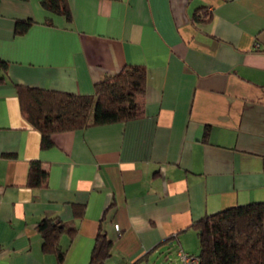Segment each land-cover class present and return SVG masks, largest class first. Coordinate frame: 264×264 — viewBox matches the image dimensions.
Segmentation results:
<instances>
[{
  "label": "crops",
  "instance_id": "obj_1",
  "mask_svg": "<svg viewBox=\"0 0 264 264\" xmlns=\"http://www.w3.org/2000/svg\"><path fill=\"white\" fill-rule=\"evenodd\" d=\"M41 2L0 0V264H58L43 220L63 227L62 264H89L99 229L107 264L197 256L194 223L264 202V0H67L71 22ZM127 65L146 71L141 118L41 148L17 85L90 96Z\"/></svg>",
  "mask_w": 264,
  "mask_h": 264
},
{
  "label": "trees",
  "instance_id": "obj_2",
  "mask_svg": "<svg viewBox=\"0 0 264 264\" xmlns=\"http://www.w3.org/2000/svg\"><path fill=\"white\" fill-rule=\"evenodd\" d=\"M41 6L71 22L67 0H42ZM46 24L51 25L52 21L47 20ZM31 25V20L18 21L16 34L25 33ZM7 68L8 64L0 60V74ZM3 82L4 77L0 75V84ZM145 82L146 71L142 66L127 65L96 84L90 96L19 85L16 94L22 115L40 133L41 148L47 149L52 144L51 136L56 133L141 118L144 113L140 98ZM46 180L47 173L41 164L32 162L26 186L39 188ZM193 228L199 241L196 256L199 264H264V202L222 210L194 223ZM38 229L43 238L42 250L55 253L58 264H62L65 253L58 246V238L63 227L43 220ZM112 247V240L99 229L89 264H107Z\"/></svg>",
  "mask_w": 264,
  "mask_h": 264
},
{
  "label": "rangeland",
  "instance_id": "obj_3",
  "mask_svg": "<svg viewBox=\"0 0 264 264\" xmlns=\"http://www.w3.org/2000/svg\"><path fill=\"white\" fill-rule=\"evenodd\" d=\"M168 259H164L162 257H154L152 259L149 260V262L147 264H180L179 261L177 260L174 252H169L166 253Z\"/></svg>",
  "mask_w": 264,
  "mask_h": 264
},
{
  "label": "built area",
  "instance_id": "obj_4",
  "mask_svg": "<svg viewBox=\"0 0 264 264\" xmlns=\"http://www.w3.org/2000/svg\"><path fill=\"white\" fill-rule=\"evenodd\" d=\"M116 231H119V225L114 226ZM177 258L181 264H199V259L196 256L183 253L181 250L177 253Z\"/></svg>",
  "mask_w": 264,
  "mask_h": 264
}]
</instances>
